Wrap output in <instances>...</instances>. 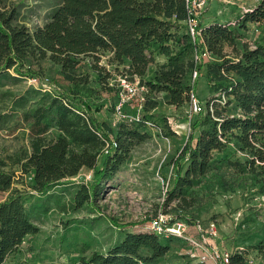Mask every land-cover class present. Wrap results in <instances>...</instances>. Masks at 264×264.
Segmentation results:
<instances>
[{
  "label": "trees",
  "instance_id": "obj_1",
  "mask_svg": "<svg viewBox=\"0 0 264 264\" xmlns=\"http://www.w3.org/2000/svg\"><path fill=\"white\" fill-rule=\"evenodd\" d=\"M190 9L187 0H58L45 21L30 28L20 18L19 7L0 0V134H4L0 192L11 191L0 202V264L20 251L28 236L39 232L33 221L36 208L26 203L29 197L49 195L58 185L74 186L71 180L86 169L93 172V181L66 189L71 196L67 198L72 209L93 205L103 182L112 180L133 149L151 137L145 121L159 127L145 115L142 122L121 121L116 126L95 118L88 104L93 93L88 87L91 75L78 72L86 58L92 60L88 64L96 73L95 81L105 87L112 75L100 65L105 53L109 64L118 71L122 67V76L139 78L148 89L144 104L161 99L181 107L190 102L196 82L190 85L187 78L194 70L200 74L202 68L210 88H220L224 94L225 100L213 98L203 113L194 116L191 128L199 129L198 134L193 131L184 138L172 155L175 178L164 198L165 207L191 208L193 190L211 171L214 153L223 152L232 140L247 157L245 162H235V167L264 189V40L253 47L248 43L237 47L247 23L264 24V1L247 12L237 27L218 22L204 26L198 17L196 41L187 31L186 21L194 16ZM206 50L214 60L198 62L195 56ZM157 54L166 61L157 64L145 80ZM48 66L55 67L70 86V97L28 84L31 78L44 79ZM10 136L18 146L7 145ZM111 138L117 148L104 156ZM17 171L31 176L30 192L13 188ZM41 210L48 211L45 202ZM176 218L190 225L198 221L179 213L172 221ZM173 239L152 232L129 233L105 252L83 250L78 264H158L170 252ZM256 250L264 258V232ZM230 264H246L244 254L231 256Z\"/></svg>",
  "mask_w": 264,
  "mask_h": 264
},
{
  "label": "rangeland",
  "instance_id": "obj_2",
  "mask_svg": "<svg viewBox=\"0 0 264 264\" xmlns=\"http://www.w3.org/2000/svg\"><path fill=\"white\" fill-rule=\"evenodd\" d=\"M5 1L12 7H19L20 18L30 28L41 25L58 3V0ZM263 1L207 0L198 17L203 25L218 22L237 27L244 15L260 6ZM246 26V29L240 30L242 38L238 41V48L241 43H248L253 47L264 40L263 23L249 22ZM226 51L231 53L232 48L227 47ZM156 57L161 58L159 54ZM108 59L107 53L101 55L100 65L112 74L107 87L95 81L96 73L88 64L92 62L91 58L83 61L84 67L78 72L84 74L87 71L91 75L92 81L88 85L93 88L88 103L91 114L100 122L114 126L118 120L113 107L123 93V73L122 67L118 71L115 65L109 64ZM54 68H48L42 85L70 97V86ZM155 68L154 64L145 80L151 78ZM187 82L190 85L196 82L194 94L203 105L223 95L220 88H217L219 83L215 85L217 91L210 88L205 68L201 69L196 79L189 75ZM140 102L139 97H134L124 105L123 112L127 118L137 114ZM154 106L157 108L152 110ZM190 112V102L181 107L169 106L161 99L144 104L142 116L154 119L159 127L147 130L151 137L133 149L127 162L112 180L103 182L101 195L93 205L72 209V201L67 198L71 196L66 189L78 188L83 182L93 181V172L86 169L71 180L75 182L74 186L58 185L49 195L34 193L29 197L26 203L30 209L35 207L37 210H34L33 221L39 226V232L28 236L20 251L13 254L6 264H78L83 250H87L86 254L92 251L105 252L126 234L149 232L150 222L165 210L170 213L168 215L171 218L179 213L198 220L206 231L200 234L194 229L191 231L197 238L203 239V235L210 246L228 252L231 256L241 252L246 258V264H264V258L256 250L264 232V189L251 175L241 174L235 167V162H245L247 157L236 149L233 140L223 152L214 153L211 171L193 190L195 203L191 208L179 211L174 205L165 207L163 204L165 185L168 183L171 186L175 178L171 157L181 148L184 138L193 131L196 135L199 132V129L191 128L194 117L189 118ZM176 125L181 126L177 128L179 135L171 133ZM3 136L1 133L0 137ZM11 138L7 139V145H12V148L18 146ZM103 160L104 156L101 157L100 164ZM90 174L91 179L86 181ZM31 183L29 174L17 171L13 188L30 192ZM10 194L11 191L0 192V202ZM44 202L48 207L46 213L41 210ZM62 206L67 210H62ZM211 223L217 231L216 236L208 232ZM189 248L186 241L174 238L170 241V252L158 264H192L187 254Z\"/></svg>",
  "mask_w": 264,
  "mask_h": 264
},
{
  "label": "built area",
  "instance_id": "obj_3",
  "mask_svg": "<svg viewBox=\"0 0 264 264\" xmlns=\"http://www.w3.org/2000/svg\"><path fill=\"white\" fill-rule=\"evenodd\" d=\"M187 2L190 3L191 9L190 14L194 16L190 17L187 21V27H188V33L190 34L193 41H196L197 38L200 37V31L197 28L198 26V13L200 10L206 5L207 0H187ZM195 59L198 62H208L214 60L213 55L209 51H205L201 56L196 55ZM193 78L196 79L199 74L197 70H194ZM44 80V79H42ZM42 80L37 78H31L29 79V84L34 85L38 88H42L45 91H53L48 86L42 85ZM46 81H49L48 79ZM122 84L121 87H123V93H121L119 102L115 105V116L118 122L114 124L116 126L119 122L125 121V122H142V114L141 111L143 110L144 102L146 101V94L148 93V89L146 86L142 85L139 78H136L134 81L130 80L129 78L123 76L121 80ZM134 97H139L141 100L139 105V110L137 111V114L134 116L127 118V115L123 112L124 105L132 100ZM223 100H225L224 94L221 96ZM223 103V102H222ZM191 112L189 118L199 115L204 112L205 105L202 104V102L196 97L194 92L191 94ZM212 110V109H211ZM145 124L148 128H157L156 125L151 121H145ZM177 128H181V126L176 125L175 129L173 130L178 135L180 132L177 130ZM191 130V128L189 129ZM117 148V142L114 138H111V142L107 143V146L103 152L104 156H107L111 154L115 149ZM92 175L90 174L86 181L91 179ZM170 184L165 185L164 189V198L170 189ZM163 198V200H164ZM149 232H152L159 236L160 238H180L183 239L188 243L190 246L187 254L189 258L195 263V264H230L231 261V255L228 252H224L223 250H220L214 246H210L207 244L208 242L205 240V238L202 236L203 239L197 238L193 235L192 229L196 230L198 234L206 231L203 228V225L197 221L193 225H190L184 220H176L172 221V218L168 214H164L162 211L159 212V214L150 222L148 225ZM208 231L212 236L217 235V231L214 229V224L211 223L209 225Z\"/></svg>",
  "mask_w": 264,
  "mask_h": 264
},
{
  "label": "crops",
  "instance_id": "obj_4",
  "mask_svg": "<svg viewBox=\"0 0 264 264\" xmlns=\"http://www.w3.org/2000/svg\"><path fill=\"white\" fill-rule=\"evenodd\" d=\"M214 23H217V22H211V23H206V24H204V26H209V25H211V24H214ZM161 58H159V59H157L158 57H156V61H155V65H157V64H162V63H164L165 61H166V58L164 57V56H162V55H159ZM154 66V65H153ZM152 66V67H153ZM151 67V68H152Z\"/></svg>",
  "mask_w": 264,
  "mask_h": 264
}]
</instances>
